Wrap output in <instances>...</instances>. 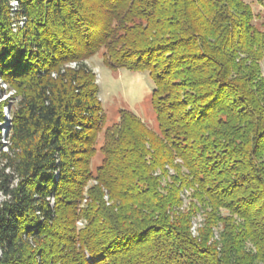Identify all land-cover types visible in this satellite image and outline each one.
Masks as SVG:
<instances>
[{
    "label": "trees",
    "instance_id": "16d2710c",
    "mask_svg": "<svg viewBox=\"0 0 264 264\" xmlns=\"http://www.w3.org/2000/svg\"><path fill=\"white\" fill-rule=\"evenodd\" d=\"M253 18L243 0H0V80L19 98L0 143V264H264ZM98 55L150 79L157 131L125 108L106 126L90 70L65 66Z\"/></svg>",
    "mask_w": 264,
    "mask_h": 264
},
{
    "label": "rangeland",
    "instance_id": "374dc122",
    "mask_svg": "<svg viewBox=\"0 0 264 264\" xmlns=\"http://www.w3.org/2000/svg\"><path fill=\"white\" fill-rule=\"evenodd\" d=\"M247 3L254 15L253 24L259 31L264 32V4L261 5L257 0H243ZM100 14H96L95 18ZM98 18V17H97ZM77 62L84 64L93 75L94 84L99 87L98 100L100 101L104 113L106 115V126H111L118 120L119 110L125 108L137 115L142 122L153 131H157V123L155 115L150 105V91L152 83L147 78L146 74L134 73L127 70H118L112 72L109 68L101 63V59L98 56L92 59H83L80 61L74 60L68 62L65 66L73 67ZM261 71L264 75V59L261 62ZM0 103H7L2 111L4 121L0 123V129L3 133H7L8 124L10 122V113L16 108V103L19 98L16 95V91L9 88L6 83L0 80ZM3 127V128H2ZM102 137L99 135L98 144L102 143ZM101 159V154L97 153L92 160L91 166L95 168ZM174 163L180 164L179 159H175ZM3 163L0 160V170L2 169ZM5 173L8 170L4 171ZM9 173V172H8ZM159 174V172H156ZM168 174L173 175L172 169H168ZM167 181L161 182V186H165ZM96 186L95 182H86L83 190V200L81 206L86 203L88 190ZM3 197L0 195V201ZM185 200V199H184ZM103 201L107 202V197H103ZM185 202V201H184ZM109 205V203H106ZM198 219H196L193 228H197ZM84 219H79L75 226L77 229L82 228L85 225Z\"/></svg>",
    "mask_w": 264,
    "mask_h": 264
},
{
    "label": "built area",
    "instance_id": "2783aa9c",
    "mask_svg": "<svg viewBox=\"0 0 264 264\" xmlns=\"http://www.w3.org/2000/svg\"><path fill=\"white\" fill-rule=\"evenodd\" d=\"M15 5V3H12V6H14ZM19 24V26H22V24H23V22L21 21V22H19L18 23ZM9 125H10V122H9V124H8V128H7V133L5 134V133H3L2 131H1V133H0V137H1V140H0V143L1 144H3V145H6L7 144V137H8V132H9ZM3 128V127H2Z\"/></svg>",
    "mask_w": 264,
    "mask_h": 264
}]
</instances>
